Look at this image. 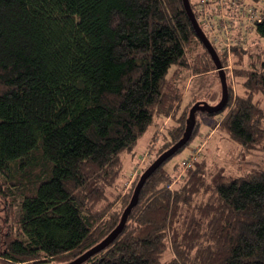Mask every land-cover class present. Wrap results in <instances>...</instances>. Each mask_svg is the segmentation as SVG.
I'll use <instances>...</instances> for the list:
<instances>
[{
	"label": "trees",
	"instance_id": "1",
	"mask_svg": "<svg viewBox=\"0 0 264 264\" xmlns=\"http://www.w3.org/2000/svg\"><path fill=\"white\" fill-rule=\"evenodd\" d=\"M251 2L262 10L255 37L233 48L242 92L228 84L225 108L205 113L224 114L218 129L245 151L264 144V0ZM189 53L194 74L216 70L183 0H0V264H67L119 225L133 196L113 210L124 155L177 119ZM173 157L123 232L83 264H264V171L208 183L200 159L174 187Z\"/></svg>",
	"mask_w": 264,
	"mask_h": 264
},
{
	"label": "rangeland",
	"instance_id": "2",
	"mask_svg": "<svg viewBox=\"0 0 264 264\" xmlns=\"http://www.w3.org/2000/svg\"><path fill=\"white\" fill-rule=\"evenodd\" d=\"M199 49V48H198ZM194 54L187 56L190 69L181 74L180 85L184 88L183 99L181 101L176 118H168L160 125L155 124L149 128L146 134L138 141L133 153L124 155V170L122 176L117 181L114 193H120L119 200L115 201L113 210L119 209L124 198L133 194V190L145 169L155 160L158 147L164 143V136L168 135V127H176L180 123V116L189 118L190 110L197 102H206L211 106L217 105L221 101L222 87L219 74L215 71H208L202 74H194L193 60ZM224 67H228L226 74L229 76L228 84L232 88L233 98L242 92L241 81L236 76L235 60L223 59ZM176 68H173L170 75ZM223 69V68H222ZM224 70V69H223ZM224 114L209 116L203 112H198L197 131L183 151L176 154L166 165L173 167L177 163H182L198 149L201 155L198 160L205 161L207 169V182L212 176L223 172L224 175L239 177L248 173L252 169L264 171V144L251 151H245L240 145L233 142L228 135L218 129V125ZM185 126V129H186ZM185 133V132H184ZM171 140V138H170ZM161 147V146H160ZM135 153V154H134ZM197 160V161H198ZM179 171L174 173L172 186L183 182L188 169L181 166ZM205 195V193H202ZM200 195V196H202ZM205 197V196H204ZM202 198V197H201ZM114 200V199H112Z\"/></svg>",
	"mask_w": 264,
	"mask_h": 264
},
{
	"label": "built area",
	"instance_id": "3",
	"mask_svg": "<svg viewBox=\"0 0 264 264\" xmlns=\"http://www.w3.org/2000/svg\"><path fill=\"white\" fill-rule=\"evenodd\" d=\"M195 8L199 25L226 60L233 59L234 47L247 44L255 37V25L262 13L261 7L251 0H195ZM200 155V149L193 152L182 162V167L192 168Z\"/></svg>",
	"mask_w": 264,
	"mask_h": 264
},
{
	"label": "water",
	"instance_id": "4",
	"mask_svg": "<svg viewBox=\"0 0 264 264\" xmlns=\"http://www.w3.org/2000/svg\"><path fill=\"white\" fill-rule=\"evenodd\" d=\"M186 12L191 19V22L193 24V27L195 28V31L197 33V36L203 46L206 48L207 52L209 53L211 59L213 60L216 69L218 70V74L221 81V87H222V97L221 101L215 105L211 106L206 102H197L194 104V106L190 110L189 118L187 120V126L185 129V133L183 134V137L170 149H168L166 152H164L160 157H158L153 164L141 175L139 182L137 183L132 199L123 212V215L121 217V221L119 225L110 233V235L104 239L101 243L96 245L95 247L91 248L84 254H82L80 257H78L76 260L67 263V264H83L86 261H88L90 258L95 256L96 254L102 252L105 250L110 244L113 243L115 239L123 232L124 227L126 225V222L132 212V210L138 205L139 203V197L141 194V191L147 182V180L171 157L175 156L178 151H180L182 148H184L191 140L192 134L196 125V114L198 112L203 113H219L222 111L225 106L228 103L229 100V87L227 82V75L225 71L222 69V62L219 58L218 53L216 52L215 48L209 41L208 37L206 36L205 32L200 27L195 13L191 7L190 0H183Z\"/></svg>",
	"mask_w": 264,
	"mask_h": 264
},
{
	"label": "bare ground",
	"instance_id": "5",
	"mask_svg": "<svg viewBox=\"0 0 264 264\" xmlns=\"http://www.w3.org/2000/svg\"><path fill=\"white\" fill-rule=\"evenodd\" d=\"M195 13V12H194ZM201 27V26H200ZM203 30V29H202ZM204 31V30H203ZM207 36V35H206ZM209 39V38H208ZM210 41V40H209ZM212 44V43H211ZM214 47V46H213ZM215 48V47H214ZM215 50H216V48H215ZM216 52H217V50H216ZM218 53V52H217ZM218 55H219V53H218ZM219 57H220V55H219ZM223 64H222V68H223ZM218 71V70H217ZM225 71V70H224ZM225 73H226V71H225ZM227 75V74H226Z\"/></svg>",
	"mask_w": 264,
	"mask_h": 264
}]
</instances>
